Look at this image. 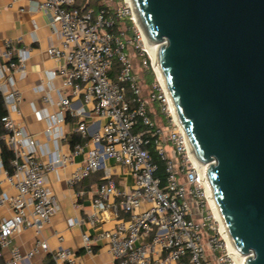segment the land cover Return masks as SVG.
Returning <instances> with one entry per match:
<instances>
[{"label": "built area", "instance_id": "built-area-1", "mask_svg": "<svg viewBox=\"0 0 264 264\" xmlns=\"http://www.w3.org/2000/svg\"><path fill=\"white\" fill-rule=\"evenodd\" d=\"M39 7L51 14L62 46H51L49 53L66 59V65L53 72L64 75L65 92L59 104L66 109L70 95H82L86 102L94 103V112L104 120L100 132L90 140L86 122H79L78 130L91 147L85 152L87 141L75 144L72 154L85 152L84 164L68 178V184L75 186L106 170V180L93 200L99 214L89 222L96 225L107 211L118 218L114 227L95 236L83 234L86 252L92 254L94 246L104 241L114 264H240L238 252L229 246L209 201L208 167L194 156L171 108L155 68V53L138 25L132 2L121 0L111 7L108 2L94 6L92 0L83 4L78 0H40ZM123 19L130 24L122 27ZM130 50L142 68L155 74L148 94ZM115 61L119 69L112 77ZM10 69L25 73V56L20 54L18 62L0 63V92L7 109L2 117L6 130L3 139L14 154L11 170H4V180L15 190L14 194L8 190L0 193V207L7 205L12 210V215L0 219V264H38L34 258L43 252L51 254V264H79L72 249L59 246L53 250L42 238L34 240L26 253L12 248L10 257L2 260L16 234L29 228L41 232L58 206L57 195L46 183L54 163L37 159L33 135L10 116L12 110H18L20 99L7 74ZM155 102L166 114L165 121L150 115ZM37 117L42 119V113L37 112ZM139 123L144 129L135 131ZM150 146L164 162V186L156 176L158 163ZM108 159L129 168L133 178L130 189H121L110 179Z\"/></svg>", "mask_w": 264, "mask_h": 264}, {"label": "water", "instance_id": "water-1", "mask_svg": "<svg viewBox=\"0 0 264 264\" xmlns=\"http://www.w3.org/2000/svg\"><path fill=\"white\" fill-rule=\"evenodd\" d=\"M245 264H264V0H131Z\"/></svg>", "mask_w": 264, "mask_h": 264}, {"label": "crops", "instance_id": "crops-1", "mask_svg": "<svg viewBox=\"0 0 264 264\" xmlns=\"http://www.w3.org/2000/svg\"><path fill=\"white\" fill-rule=\"evenodd\" d=\"M39 2L40 0H0V63L18 62L20 54L25 56V73L16 69H10L7 73L20 95L18 110H12L10 116L33 135L37 159L44 163H54L55 169L47 173L46 183L57 195L58 206L51 222L41 232L29 228L16 234L2 260L10 257L12 248L18 247L21 252L26 253L34 240L42 238L47 240L53 250L59 246L72 249L79 264H114L108 243L100 241L94 246L92 254L86 252L83 244L84 233L95 236L102 229L114 227L118 221L111 211H107L96 225L89 222L90 217L99 214L93 200L100 184L106 180V170L101 169L91 174L75 186L68 184L71 173L84 164V153L91 147L89 140L100 132L104 120L94 112V103L86 102L82 95H70V106L66 109H62L59 104L65 92L64 75H54L53 72H58L66 65V59L63 55L55 57L49 53L51 46H62L51 14L41 9ZM61 110L64 111L62 119L59 115ZM37 112L42 113V119L37 117ZM81 121L87 124L89 140L84 139L78 130ZM4 134L0 136L1 139ZM86 141L85 152L73 155L75 144H84ZM1 164L0 193L8 190L10 194H14L15 190L4 180L5 168L0 148ZM106 168L110 179L119 188L130 189L133 186V178L127 166L108 159ZM10 215L12 210L9 206L0 207V219ZM122 216L126 217V214L122 213ZM34 261L38 264H51V254L43 252Z\"/></svg>", "mask_w": 264, "mask_h": 264}, {"label": "trees", "instance_id": "trees-1", "mask_svg": "<svg viewBox=\"0 0 264 264\" xmlns=\"http://www.w3.org/2000/svg\"><path fill=\"white\" fill-rule=\"evenodd\" d=\"M130 23L128 22V25ZM118 26V23H117ZM119 69V64L118 62L115 61L114 63V68L113 70L110 72V75L112 77H115L117 71ZM147 73L150 72L153 76V78L155 79V74L152 70L146 71ZM146 74V73H145ZM148 79V78H147ZM153 79V80H154ZM150 84L152 82V80H149ZM7 113V109L5 106V102H4V98L3 95L0 92V136H2L6 130L4 128V124L2 122V117ZM150 115L154 118L153 115V111H152V107L150 110ZM144 129V126H142L141 123H139L137 125V127L135 128V131ZM75 141H73L74 143ZM0 148H1V158H2V163L5 169H7L8 171L11 170L12 166H11V162L13 160L14 154L12 152V150L7 146L6 142L4 141V139L0 138ZM150 151H151V155L152 158L158 163V170L156 172V176H158L161 179V186L165 185V172H164V162L159 158L158 154L156 153V151L154 150L153 146H150Z\"/></svg>", "mask_w": 264, "mask_h": 264}, {"label": "bare ground", "instance_id": "bare-ground-1", "mask_svg": "<svg viewBox=\"0 0 264 264\" xmlns=\"http://www.w3.org/2000/svg\"><path fill=\"white\" fill-rule=\"evenodd\" d=\"M130 1H131V0H130ZM150 44H151V51H152L153 53H155V68H156L157 73H158V75H159V79H160L161 83L163 84L164 88L166 89V92H167L168 97H169V100H170L171 108H172V110H173L175 116L177 117V114H176L175 108H174V106H173V104H172L171 97H170V95H169V92L167 91L166 81H165V78H164V75H163V72H162L161 64H160L159 59H158V48H159V45H160V44H157V43H150ZM202 164H203V166H204L205 168L208 167L206 163H202ZM207 190H208V194H209V201H210V204H211V206H212V209H213L214 215H215V217H216V218L219 220V222H220L221 229L223 230V232H224V234H225V236H226V238H227V240H228L229 246H230L231 248L235 249L234 246H233V244H232V242H231V239H230V237H229V235H228V232H227V230H226V227H225V225H224V221H223V219H222V217H221V214H220V211H219V207H218L217 201H216V199H215V196H214V194H213V190H212V187H211V182H210V179H209L208 176H207ZM237 255H238L239 258H240V264H245L246 256H245V255H241V254H239V253H238Z\"/></svg>", "mask_w": 264, "mask_h": 264}, {"label": "rangeland", "instance_id": "rangeland-1", "mask_svg": "<svg viewBox=\"0 0 264 264\" xmlns=\"http://www.w3.org/2000/svg\"><path fill=\"white\" fill-rule=\"evenodd\" d=\"M101 1L106 2V3L108 2L111 7H114L118 5L121 0H101ZM84 2L85 0H78L79 4H83ZM92 4L94 6H97L98 0H92ZM125 25H128V21L126 19L121 20V26L125 27ZM129 54L135 62L136 70L140 72V75L144 80V86H143L144 92L145 94H148L152 88L149 80L153 81L154 78L150 72L147 73L146 70L140 66L139 61H138L140 59L134 55L133 51L130 50ZM152 111H153L154 117L160 122L166 120V114L162 113L161 105L159 103L155 102L152 104Z\"/></svg>", "mask_w": 264, "mask_h": 264}]
</instances>
